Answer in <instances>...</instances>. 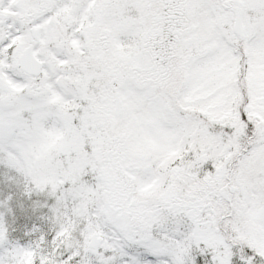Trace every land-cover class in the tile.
I'll list each match as a JSON object with an SVG mask.
<instances>
[{"label":"snow or ice","instance_id":"6c2138e0","mask_svg":"<svg viewBox=\"0 0 264 264\" xmlns=\"http://www.w3.org/2000/svg\"><path fill=\"white\" fill-rule=\"evenodd\" d=\"M0 264H264V0H0Z\"/></svg>","mask_w":264,"mask_h":264}]
</instances>
